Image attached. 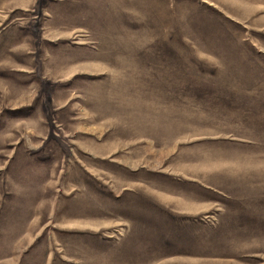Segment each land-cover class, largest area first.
Returning a JSON list of instances; mask_svg holds the SVG:
<instances>
[{
    "label": "rangeland",
    "instance_id": "rangeland-1",
    "mask_svg": "<svg viewBox=\"0 0 264 264\" xmlns=\"http://www.w3.org/2000/svg\"><path fill=\"white\" fill-rule=\"evenodd\" d=\"M0 264H264V0H0Z\"/></svg>",
    "mask_w": 264,
    "mask_h": 264
}]
</instances>
